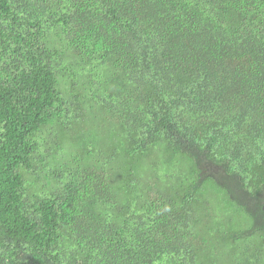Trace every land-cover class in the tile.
I'll return each mask as SVG.
<instances>
[{
    "label": "trees",
    "instance_id": "1",
    "mask_svg": "<svg viewBox=\"0 0 264 264\" xmlns=\"http://www.w3.org/2000/svg\"><path fill=\"white\" fill-rule=\"evenodd\" d=\"M0 264H264V0H0Z\"/></svg>",
    "mask_w": 264,
    "mask_h": 264
},
{
    "label": "rangeland",
    "instance_id": "2",
    "mask_svg": "<svg viewBox=\"0 0 264 264\" xmlns=\"http://www.w3.org/2000/svg\"><path fill=\"white\" fill-rule=\"evenodd\" d=\"M203 168L208 174H213V172H216V170L218 169L216 166L210 164L209 162H205Z\"/></svg>",
    "mask_w": 264,
    "mask_h": 264
}]
</instances>
